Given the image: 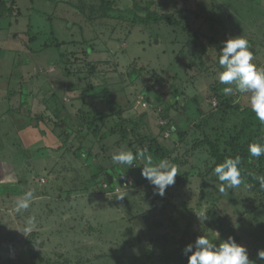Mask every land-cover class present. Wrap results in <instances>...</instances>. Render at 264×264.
Returning a JSON list of instances; mask_svg holds the SVG:
<instances>
[{"label":"rangeland","instance_id":"1","mask_svg":"<svg viewBox=\"0 0 264 264\" xmlns=\"http://www.w3.org/2000/svg\"><path fill=\"white\" fill-rule=\"evenodd\" d=\"M4 1L12 12L0 17V264H188L183 249L199 235L232 237L264 264V202L242 177L220 192L200 145L237 133L251 109L248 94L224 93L218 59L224 42L241 36L264 70V0ZM151 11L177 23L143 22ZM104 88L137 126L128 141ZM252 125L243 143H264V124L254 117ZM138 133L169 153L150 150L154 164L177 169L163 196L141 175L143 161L128 169L111 161L141 149ZM28 191L32 203L17 213Z\"/></svg>","mask_w":264,"mask_h":264},{"label":"clouds","instance_id":"2","mask_svg":"<svg viewBox=\"0 0 264 264\" xmlns=\"http://www.w3.org/2000/svg\"><path fill=\"white\" fill-rule=\"evenodd\" d=\"M253 56L248 48V41L241 36L227 39L222 49L218 64L222 69L217 73L220 84L228 85L223 89L226 95L234 91L248 94V103L256 119L264 124V70L257 69L252 63ZM234 85V87H233ZM248 153L253 161L264 156V143L254 142L248 145ZM111 161L115 165H122L125 169L137 166V161H143L141 175L154 187L156 194L163 196L167 187L175 183L177 169L167 160L153 163L147 150L133 151L121 150L113 153ZM241 157L225 158L223 162L216 164L214 174L221 182L220 192L226 189H234L242 183L239 165ZM257 180L264 188V176H257ZM117 200H122L124 194H116ZM33 200V193L26 192L22 198L16 201L15 211L29 209ZM203 222L206 215L198 214ZM35 224V217H28L24 232H30ZM22 232V231H21ZM23 232V233H24ZM217 236L219 237V233ZM188 255V264H253L249 259L246 246L237 243L232 237L220 240L219 243L210 240L205 235H199L194 242L189 243L183 249ZM258 258L264 260V249L258 250Z\"/></svg>","mask_w":264,"mask_h":264},{"label":"trees","instance_id":"3","mask_svg":"<svg viewBox=\"0 0 264 264\" xmlns=\"http://www.w3.org/2000/svg\"><path fill=\"white\" fill-rule=\"evenodd\" d=\"M105 3L107 6L111 7L110 1L108 2L105 0ZM148 9L150 10V5L148 6ZM11 12L12 9L10 8V6H8L4 0H0V17H4L6 13H11ZM8 16L9 15L7 14V17ZM163 20L171 24L177 23V21L174 20L172 14L170 13L161 14L158 11H151L149 16L142 18L143 22L153 21L158 23ZM184 29L188 32L189 37L191 39H194L197 42H201L196 32H194L190 28V26H184ZM205 50H206V46L202 44L201 56H200L201 63L203 62L202 54L205 52ZM216 96L219 99L221 105L222 104H226L227 106L231 105L232 103L231 99L226 97L225 94H223L222 92L217 91ZM102 97L104 98V100H106V102L109 105H111L112 108L113 107L117 108L118 114L122 116L123 118L122 120L127 123L125 127L122 128L123 130H121L120 132L122 134L121 135L122 139L128 141L129 133H134V131L137 129V126L134 127V122L128 121L126 117L122 115L121 113L122 109L118 107L115 98H113L112 93L107 88H104L102 90ZM234 108L240 110L238 106ZM243 111H245L247 115L245 114V116L243 117L241 122V129L237 131V133L230 134L229 137L227 139L225 138L224 141L223 138L211 139L209 135H206L205 139L200 141V145L208 146L211 157L215 161L214 162L215 165L223 162L225 158H234L235 156L239 155L241 157V164L239 165L241 171V177L246 180V183L251 187V189L254 190V192L259 196L261 201L264 202V188L260 186L259 181L256 178L257 176H264V156H261L259 159L253 161V158L249 156L247 150L248 145L252 143L251 140H247L243 143L245 138V133L250 132L253 128L252 121L254 120L255 114L251 111V109H244ZM81 116H82V121L88 120L89 126L91 124L90 122L95 123L97 119V117H94L93 120H90L89 117L87 118L84 113H82ZM94 126H97V124ZM129 129H132L131 132H127L129 131ZM136 137L142 140L140 141L142 144L140 150L146 149L147 153H150V150H152L156 156H159L161 158L170 157L166 149L162 145H160L155 139L152 140L144 139L141 135H139V133L137 134ZM223 144H225V147H222ZM248 165H251V167H249ZM104 170L105 169L102 168V172ZM105 179L107 182L109 183L111 182L108 175L105 176Z\"/></svg>","mask_w":264,"mask_h":264},{"label":"crops","instance_id":"4","mask_svg":"<svg viewBox=\"0 0 264 264\" xmlns=\"http://www.w3.org/2000/svg\"><path fill=\"white\" fill-rule=\"evenodd\" d=\"M73 105V104H72ZM57 108V110H58V112H57V114L59 115L60 114V112H61V108H59V107H56ZM75 109H76V107H74ZM77 112H78V109H77ZM15 114V113H14ZM25 116V118H27V116L28 115H24ZM24 124H25V122H23ZM53 133H54V135H52V139H54V140H58V135H56V132L55 131H53ZM52 133V134H53ZM67 149H69V147H66Z\"/></svg>","mask_w":264,"mask_h":264}]
</instances>
